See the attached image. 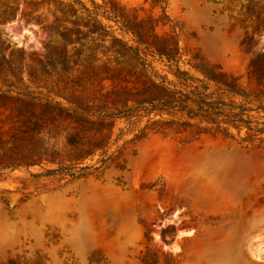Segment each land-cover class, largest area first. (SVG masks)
I'll list each match as a JSON object with an SVG mask.
<instances>
[{
  "label": "rangeland",
  "instance_id": "obj_1",
  "mask_svg": "<svg viewBox=\"0 0 264 264\" xmlns=\"http://www.w3.org/2000/svg\"><path fill=\"white\" fill-rule=\"evenodd\" d=\"M74 1L0 0L12 83L89 114L50 105L45 132L65 136V154L101 142L75 168L8 167L32 145L12 143L26 104L0 96V264H264V0H117L129 18L165 9L156 32L173 60ZM201 100L245 107V121L209 122Z\"/></svg>",
  "mask_w": 264,
  "mask_h": 264
},
{
  "label": "trees",
  "instance_id": "obj_2",
  "mask_svg": "<svg viewBox=\"0 0 264 264\" xmlns=\"http://www.w3.org/2000/svg\"><path fill=\"white\" fill-rule=\"evenodd\" d=\"M91 2L93 5L92 7L88 6L83 0H75L74 4L77 5V9L81 11L84 17L89 21L96 23H101L104 19L110 22L113 21L124 34L127 35L132 33L136 38L137 52L138 48L143 45L147 51L150 49H155V53L160 54L161 56H167L172 60L174 59V56L169 49V46L171 45L170 39H160L156 32L160 22H165L163 18L168 17L165 9H163V15L158 18L151 16L147 19H139V15H134V17L129 18L128 14L126 15L125 12L123 13L121 10H119L121 5H119L117 0H103V3H98L96 0H91ZM154 2L156 3L157 0H154ZM107 27L112 28L113 26L110 25ZM108 33L110 32L108 31ZM114 38L117 41L125 44L122 39L116 36H114ZM172 38L175 40L174 36H172ZM160 40H163V44L165 45L161 46V48H159L158 45L160 44ZM178 42L179 41L176 39V44ZM1 58H3V55H1L0 52V60ZM145 66H149L148 62H146ZM24 75V71L20 72L22 82H24L25 79ZM221 75L228 76L225 73ZM228 77L232 79V82L234 83L233 85H235V82L237 83V81L240 79V77H235L233 75ZM13 79H15V76L10 74L9 70H4V68L0 66V82H11L9 85L0 84V96H15L14 98L16 100H19L22 102V104H26L25 108L18 109L16 112L11 111L13 114L11 117V123L14 124V141L12 143L15 144L16 148L22 149L25 147L27 142H30L32 145V161L28 163L24 162L23 160H11L12 162H9V165H7L8 167H16L23 164L35 165L42 164L44 162L56 163L55 161L58 157H62L64 160L70 157L68 159L72 162H75L73 165L75 168L76 164H79L81 161L96 155V152L101 149V142H98V140L91 143L86 149H76L73 152H68V154H65L66 152L64 153V151H67V145L64 140L65 136L58 133L53 134L50 132H45L44 130L47 126L54 125V123L57 121L56 117H53L54 112H49L50 105L62 111L78 114L81 116L79 119L89 116L84 108L80 107V105L67 108L61 106L58 103H52L50 98L41 97L36 95L35 92H31L30 90L22 87H16L15 84L12 83ZM5 87L7 89H5ZM201 102L206 105V110L210 111L209 122L230 124L233 122L243 123L245 121L244 116L247 115L248 111V109L245 107L240 108V111L236 112L235 108H239V106H232L228 108L227 112H221V105L223 102L207 100H201ZM215 110H219L218 114L220 115H227V118H212ZM107 116L108 115H105L103 118H106ZM6 143L4 140V134L0 132V146ZM70 171L71 172L67 174L71 177H77L82 174L76 170ZM55 172H57V169L48 170L47 173L53 174Z\"/></svg>",
  "mask_w": 264,
  "mask_h": 264
}]
</instances>
